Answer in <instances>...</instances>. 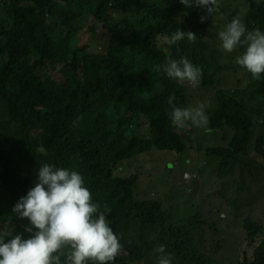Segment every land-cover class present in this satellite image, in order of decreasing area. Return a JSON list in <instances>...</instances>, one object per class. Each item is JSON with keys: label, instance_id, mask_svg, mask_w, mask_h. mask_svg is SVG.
<instances>
[{"label": "trees", "instance_id": "obj_1", "mask_svg": "<svg viewBox=\"0 0 264 264\" xmlns=\"http://www.w3.org/2000/svg\"><path fill=\"white\" fill-rule=\"evenodd\" d=\"M2 1L6 17L0 21V127L7 119L16 127L0 128V178L11 190L12 206L35 186L43 164L76 171L84 177L93 203L101 210L108 206L106 218L122 246L111 264H131L138 258L149 264L157 261L159 254L150 250L152 234L158 236L157 247L179 250V262L210 264L205 253H194L200 248L193 233L219 211L220 203L208 204L211 214L199 213L189 224L169 231L163 201L140 193L143 155L180 153L186 147L184 132L172 125L167 104L174 94L177 107L190 108L185 86L154 71V66L187 57L202 70V82L211 80L205 73L212 66L205 57L207 46L187 36L172 45L164 39L184 31L178 16L188 8L179 0ZM249 1V14L236 18H245L247 30L264 31L258 0ZM114 11L133 15L129 25L123 23L128 27L111 22ZM97 26L103 35L95 33ZM90 33L93 37H86ZM218 82L216 94L222 102H213L219 107L207 129L230 128L233 136L226 146L207 148L208 155L217 158L221 176L234 175L237 169L253 173L251 148L264 154V132L255 140L250 113L259 114L264 107V74L252 80L251 92H238L237 97H226L220 87L228 84L225 76ZM147 115L153 124L148 130L141 122ZM131 119L137 129L129 135L122 125ZM240 181L238 186L245 187ZM242 195L238 192L239 199ZM8 219L13 235L30 238L26 218L13 213ZM247 220L250 236L259 235L260 240L239 264H264L262 224Z\"/></svg>", "mask_w": 264, "mask_h": 264}, {"label": "clouds", "instance_id": "obj_2", "mask_svg": "<svg viewBox=\"0 0 264 264\" xmlns=\"http://www.w3.org/2000/svg\"><path fill=\"white\" fill-rule=\"evenodd\" d=\"M179 2L188 8L187 11H182L178 16V19L183 24L182 29L184 31L178 29L170 37L166 36L164 38L165 42L169 45L176 44L187 36L188 41L207 46L203 39L205 33L201 32L199 34L190 29L188 23L189 11H199V8H205L208 16H210L216 11L213 7L216 4V0H179ZM225 3L231 9L241 11L240 13H231L232 16L237 13L244 17L249 14V8L252 5L249 0H226ZM257 4L263 14L264 0H258ZM206 18L201 17V22H204ZM231 18L232 21L218 32L222 50L226 53H232L238 46L244 45L246 47L243 53L236 57V63L241 67L234 68V75L226 76L228 84L232 86L228 90L231 94L236 93V89L240 88L245 81L242 73L247 70L251 74V79H248L249 86L245 89V92L249 93L252 91V80L259 79L261 74H264V31L260 29H248L249 31H247L239 18ZM197 24L200 26V23ZM97 27L98 31L95 33H98L99 36L103 35L101 34L103 31L102 27ZM91 37H93V34H91ZM100 39L103 40L102 37ZM209 68L211 66L207 69ZM153 70L163 72L179 83L185 82L186 86H188V82L191 84L189 87L198 86L202 76V70L194 66L187 57H181L178 60L168 59L163 65H155ZM235 76L238 77V80L235 79ZM231 83H234V85ZM175 99L174 94L169 95L167 99V104L172 109L170 120L174 127L182 128L187 122H191L192 125L196 126V131L197 127H205L208 124V117L205 114L203 104L195 108H181L175 105ZM221 102L220 100L218 104ZM150 120L151 118L148 115L147 118L141 119L147 130L153 125ZM132 126L133 130L128 133L127 130ZM124 129L127 134L131 135L137 127L131 119L128 128ZM185 150L186 147L180 153ZM199 154L203 155L200 160L209 161L208 164L214 163V159H217L209 156L207 149L206 151L203 148L200 149ZM197 155L198 152L195 155L194 152L190 154L196 163V169L184 171L181 177L182 184L176 186L179 193H183L182 191L189 192L188 188L192 180L195 179L194 185L199 189L200 186L208 183V178L213 176H206L203 181V172L200 171L202 163H199ZM239 173L243 178L247 175V171L244 169H241ZM198 179L201 182L197 181ZM219 182L225 195L215 191L217 196L215 200L220 204L223 202H235L233 198L238 201V192L241 189L237 188L232 193V196H227L229 194L225 189L228 181H220L219 179ZM231 183L238 187V181L233 179ZM166 198H168V195ZM178 209L183 212L182 207ZM12 211L21 219L26 218L30 222V227L26 231L31 235L30 238L23 239L20 235H13V232L9 231L6 237H11V239L7 242L5 236H0V264H61L62 256L65 257L64 264H89V262L91 264H111L121 251L120 239L106 218V213L109 211L108 206L105 205L104 209L101 210L99 204L93 203L92 194L85 187L84 177L76 171L58 168L48 163L43 164L39 167L38 181L35 186L28 191L25 197L20 198ZM170 211H166L168 214L166 217V228L169 231H173ZM185 215L184 213L183 217ZM203 223L205 222L201 221V224ZM247 225L248 220L245 225L248 230ZM183 226L185 225L180 227ZM156 235L152 234V237L154 236L158 242V236ZM253 238H257L256 241L260 240L259 235L258 237L249 236V240ZM154 251L159 253L158 264H171V256L165 253V246L160 245ZM241 262L243 261L239 263Z\"/></svg>", "mask_w": 264, "mask_h": 264}, {"label": "rangeland", "instance_id": "obj_3", "mask_svg": "<svg viewBox=\"0 0 264 264\" xmlns=\"http://www.w3.org/2000/svg\"><path fill=\"white\" fill-rule=\"evenodd\" d=\"M225 2L226 0H216V4L213 5L216 11L210 16H208L205 8H199V11H189L188 18L191 30L199 34H201V32L205 33L203 36L204 43L207 44V47L210 49L206 50L205 57L209 59L212 64L211 68L207 69L205 73H207L208 76H211V80L209 83L200 80L196 87H189L191 84L188 82V86L185 85V82L181 84L185 86L183 90L186 91L185 93L190 108L198 107L200 104L204 105V111L208 117V123L216 109L219 107V105H215L216 102L218 104L220 101V98L218 99L216 94L218 89V85L216 84H219L218 81H220L223 76L226 78V76L229 77V75H234V68L237 69L241 67L236 63V57L242 54L246 47L244 45L238 46L232 53H226L221 48V41L218 37V32L232 21L231 17L236 18V16H238L237 13L241 12L226 6ZM2 3L3 1L0 0V21L4 20L6 17V10L3 9ZM234 12L237 13L235 16H232L231 13ZM114 14V18L111 20L113 24L117 22V24L126 28L132 22L133 15L131 14L122 15L121 13H118V11H114ZM84 17L82 19L83 26L87 23V18L85 17V20ZM201 17L207 18L204 22H201ZM240 20L243 24L245 23V18ZM125 22H128V25L123 24ZM197 23H200V26ZM96 31H98V27L96 28ZM86 37L90 38L91 36L88 34ZM199 38H201V36H199ZM51 71L52 70H50V72ZM45 73L48 76L47 73L49 72L45 71ZM52 74H50V77L53 78L54 75ZM242 77L245 81L243 80L244 82L241 84V87L236 89V93L239 91H245L249 86L248 79H251V74L246 70V72L242 73ZM235 79L238 80V77L235 76ZM231 84L234 85V83ZM220 87H223V89L226 90V97H237L236 93L231 94L228 90V88H232L230 84H225ZM246 96L248 98L249 94ZM213 102L215 103L213 104ZM263 108L264 107H262L259 114H256L255 112L250 113L254 124L253 134L255 140L263 135L259 132H264ZM128 121L123 125L124 128H128ZM207 125L205 127H197L195 131L196 126L192 125L191 122H187L185 126L181 128L184 132L186 144V150L183 153L155 151L143 155L141 162L144 165V169L141 170L145 172V175L142 176L143 182L140 193L145 199L163 201V209L165 211L171 210L170 220L173 225L171 228L176 231L181 225H186L193 221L199 213H202V215L205 211L209 214L212 213V211L208 209V204L216 202L215 199L217 196L215 195V191H219L222 195H225L221 190L219 179L220 181H228L225 189L229 194L227 196H232V193H234L237 188L241 189L240 192L243 194V197L238 199V201L233 198L235 202L231 201L219 204L217 208L219 211L214 213L211 219L207 222L203 224L199 223L200 231L193 233L194 242L197 244V247L200 248L199 250L194 251V253H205V256L210 259V264H238L245 259V251L252 254L254 245L259 241H256L257 238L249 240L250 235L245 226L247 219L259 221L262 224V231L264 232V154L254 150L253 145L250 157L251 162L254 164L253 173L247 170V175L243 178L238 172L239 169H237L234 171V175L230 174L226 177H221V166L220 163L216 164L217 159H214V163L208 164L209 161L205 162L200 160L203 155L199 154V150L203 148V150L206 151L209 147L226 146V144L229 143L230 138L233 136V131L230 128L208 131ZM14 127L16 126L12 121L7 119L2 123L0 128L4 130L13 129ZM132 130L133 126L130 127L127 132L131 133ZM223 138L225 139L222 140ZM192 152H194V155L198 152L196 157L199 163H202L200 171L203 172V181L206 179V176H213L212 178H208V183L200 186L199 189L194 185V179L188 188L189 192L182 191L183 193H179L176 186L182 184L181 177L183 176L184 171H193L196 169V163L190 156ZM136 169H140V166L138 165ZM120 172L123 173L122 171ZM132 173H134V170L131 174ZM233 179L235 181L240 179V185H242L243 180L245 187L242 188L241 186H235L231 183ZM197 181L201 182L200 179ZM167 195L168 198H166ZM11 202V190L0 180V236H5L9 231H14L8 219V217L13 214V206ZM181 207L183 212L178 209ZM177 209L178 211L176 213ZM184 213L186 215L183 217ZM196 220L199 219L196 218ZM170 240L173 242L172 239ZM214 240L218 241L215 242ZM150 243L151 255H153L155 253L154 249L157 248V241L154 236ZM203 244H206V247L201 249ZM209 249L215 250L208 252ZM165 253L171 256V260H173L175 264L189 263L188 261L179 262V259L175 256L176 253H179V250H174V248L173 250H170L166 248ZM134 262L135 264H149V262L145 263V260L140 258ZM150 264H158V260H152ZM189 264L195 263L190 262Z\"/></svg>", "mask_w": 264, "mask_h": 264}]
</instances>
